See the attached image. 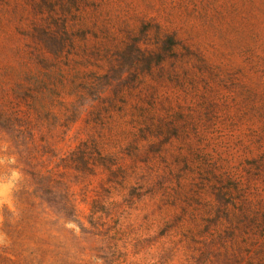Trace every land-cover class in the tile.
I'll use <instances>...</instances> for the list:
<instances>
[{
	"label": "rangeland",
	"instance_id": "rangeland-1",
	"mask_svg": "<svg viewBox=\"0 0 264 264\" xmlns=\"http://www.w3.org/2000/svg\"><path fill=\"white\" fill-rule=\"evenodd\" d=\"M0 264H264V0H0Z\"/></svg>",
	"mask_w": 264,
	"mask_h": 264
}]
</instances>
